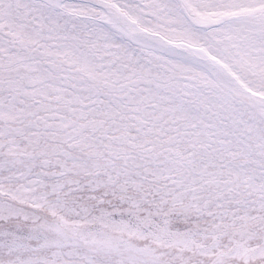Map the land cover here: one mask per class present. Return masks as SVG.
Segmentation results:
<instances>
[{"label": "snow or ice", "instance_id": "obj_1", "mask_svg": "<svg viewBox=\"0 0 264 264\" xmlns=\"http://www.w3.org/2000/svg\"><path fill=\"white\" fill-rule=\"evenodd\" d=\"M0 264H264V0H0Z\"/></svg>", "mask_w": 264, "mask_h": 264}]
</instances>
